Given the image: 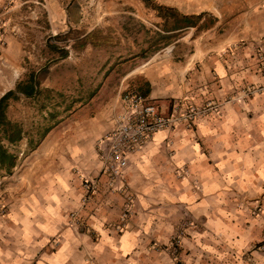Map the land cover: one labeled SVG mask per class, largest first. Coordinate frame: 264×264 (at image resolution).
<instances>
[{
  "label": "crops",
  "instance_id": "0c3cea01",
  "mask_svg": "<svg viewBox=\"0 0 264 264\" xmlns=\"http://www.w3.org/2000/svg\"><path fill=\"white\" fill-rule=\"evenodd\" d=\"M154 1L180 18L208 15L216 24L201 36H194L192 27L173 30L171 48L158 50L146 63L131 62L120 86L115 82L103 99L83 105L62 123V141L54 152L59 157L32 158L31 164L51 167L28 174L23 197L0 221V264H174L149 242L167 241L181 207L200 230H187L180 264H264V251L254 249L264 244L263 225L250 217L248 206L238 207L240 200L248 205L264 195V96L250 99L248 108L225 102L244 80L264 83V78L239 72L234 65L239 56L225 59L221 53L232 50L229 44L236 39L231 37H264V0ZM130 89L166 108L182 98L222 108L212 120L157 132L130 159L125 175L135 195L134 213L118 234L111 229L123 200L100 174L98 142L124 111L121 93ZM178 169L186 174L178 178ZM25 174L16 173L17 182ZM84 177L97 179L98 189L82 206ZM8 178L15 179V173ZM6 179L0 176V190ZM71 213L95 236L77 233L69 224Z\"/></svg>",
  "mask_w": 264,
  "mask_h": 264
},
{
  "label": "rangeland",
  "instance_id": "374dc122",
  "mask_svg": "<svg viewBox=\"0 0 264 264\" xmlns=\"http://www.w3.org/2000/svg\"><path fill=\"white\" fill-rule=\"evenodd\" d=\"M151 2L153 7L164 6L154 0ZM153 7L143 0H0V97L14 90L17 83L26 81L29 76L34 77L38 90L34 98L18 95L7 103L6 116L19 126L21 139L5 143L6 149L16 156L17 169L14 167L9 174L0 169V176L7 177L0 190V221L5 219L12 202L23 197L30 178L28 174L51 167L50 163L31 164L32 158L50 154L56 160L59 157L54 152L58 149V142L62 141V123L71 121L75 117L74 112L83 105L93 106L92 101L96 104L103 99L115 82L120 86V78L128 70L124 67L131 62L146 63L158 50L162 49V52L172 47L174 35L170 32L180 17L178 14L176 18L167 16L165 22ZM180 24L192 27L194 36H201L216 21L208 15H198L180 21ZM231 38L236 39L229 44L232 50L221 52L225 59L239 56L234 63L235 69L264 78V37ZM104 86L107 88L103 89ZM130 90L128 92H132ZM233 91L235 93L232 92L225 102L247 107L250 99L264 96V83L244 80ZM206 103L193 104L199 107ZM219 105L221 109L222 105ZM215 116L205 120H212ZM30 156L31 160L24 164ZM12 172L15 179L8 178ZM23 172L26 174L17 182L16 173ZM185 174V171H180L177 177ZM126 185L128 194L116 193L123 200V206L111 230L118 234L127 229L134 213L135 195L127 180ZM89 199L84 195L82 206ZM247 201L240 200L238 207L248 206L250 217L260 221L264 229V195L250 199L245 205ZM125 204L128 205L127 210H124ZM124 212L126 216L122 221ZM180 212L181 219L165 243L154 239L149 242L154 252L167 255L174 264H180L187 230H200L196 228L197 219L187 208L181 207ZM75 214H70V226L79 234L95 236V230L78 222ZM254 249L264 251V244Z\"/></svg>",
  "mask_w": 264,
  "mask_h": 264
},
{
  "label": "built area",
  "instance_id": "2783aa9c",
  "mask_svg": "<svg viewBox=\"0 0 264 264\" xmlns=\"http://www.w3.org/2000/svg\"><path fill=\"white\" fill-rule=\"evenodd\" d=\"M120 100L124 111L114 118L111 132L99 143L100 174L105 176L111 193L128 194L125 172L130 158L141 151L157 132H172L195 124L201 118L210 119L220 110L217 103L208 102L198 107L186 99L175 100L166 108L134 91L123 92ZM82 187L89 199L98 189V180L84 177ZM127 209L125 204L124 210ZM125 216L126 213H122V221Z\"/></svg>",
  "mask_w": 264,
  "mask_h": 264
},
{
  "label": "trees",
  "instance_id": "16d2710c",
  "mask_svg": "<svg viewBox=\"0 0 264 264\" xmlns=\"http://www.w3.org/2000/svg\"><path fill=\"white\" fill-rule=\"evenodd\" d=\"M143 1L145 3H149L150 6L153 7L151 0ZM153 8L157 10L158 14L162 18H165V22L167 20V16L170 18H176L177 13L172 8L157 5ZM187 20L189 19L182 17L179 20H175L173 30L180 29L182 27L180 21ZM184 25H187V23L185 22ZM17 93L24 95L26 98H34L38 93L37 82L34 80V77L29 76L26 81L18 83L14 90H9L0 97V169L4 170L7 174H9L15 167L16 156L6 149L5 143H12L20 140L21 130L16 123L8 120L5 111L8 101L10 99H15L17 97Z\"/></svg>",
  "mask_w": 264,
  "mask_h": 264
}]
</instances>
